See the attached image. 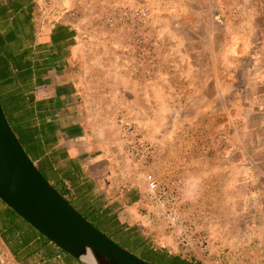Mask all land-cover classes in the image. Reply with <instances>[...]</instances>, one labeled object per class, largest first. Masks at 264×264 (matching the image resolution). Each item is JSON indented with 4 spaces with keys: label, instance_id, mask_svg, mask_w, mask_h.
<instances>
[{
    "label": "rangeland",
    "instance_id": "obj_1",
    "mask_svg": "<svg viewBox=\"0 0 264 264\" xmlns=\"http://www.w3.org/2000/svg\"><path fill=\"white\" fill-rule=\"evenodd\" d=\"M154 1L159 8L143 0H40L32 17L45 25L64 21L76 27V65L83 68L78 85L91 144L111 161L110 185L144 192L146 217L139 229L147 241L201 264H264V114L258 105L264 94L257 97L252 90L244 53L246 61L222 74L237 84L224 90L226 108L196 103L194 93L205 91L206 66L202 52L194 54L189 48L191 34L211 29L202 18L221 14L227 23L215 26L216 31L246 34L252 29L244 23L251 11L193 8L203 0ZM24 14L27 20L29 12ZM154 83L162 84L164 102L153 114L156 106H147L142 92ZM145 126L149 132H187L193 136L191 152L170 154L167 165L161 162L167 154L161 153L153 167H142L125 144L136 141ZM232 132L239 135L235 138ZM172 165L177 169L170 174ZM147 172L160 180H181V235L188 247L156 215L146 190ZM201 236L208 240L203 249L193 241ZM0 264H16L1 238Z\"/></svg>",
    "mask_w": 264,
    "mask_h": 264
},
{
    "label": "crops",
    "instance_id": "obj_2",
    "mask_svg": "<svg viewBox=\"0 0 264 264\" xmlns=\"http://www.w3.org/2000/svg\"><path fill=\"white\" fill-rule=\"evenodd\" d=\"M143 1L149 7H160L154 0ZM202 2L193 8L250 10L251 14L244 23L252 29L246 34L223 33L215 30V26L227 23L221 14L202 18L211 29L189 36L193 42L189 48L194 54L202 52L206 66L205 91L194 93L198 97L196 103L204 106L219 103L226 108L224 90L229 84H237L222 74L231 70L230 65L243 60L244 53L249 57L252 90L261 97L264 94V0ZM28 3L3 0L0 6V100L6 107L11 127L45 176L54 182L64 180L75 194L79 207L92 205L97 210L95 216L98 220H104L109 226L110 219H113L125 228L140 230V224L146 217L142 210L146 206L144 192L131 189L129 185H110L111 161L107 154L96 151L98 149L91 144V135L85 125L83 98L78 85L83 68L78 69L76 65L79 49L77 29L69 22L50 25L48 22L45 25L41 18L34 20L32 14L36 2ZM170 7L176 8L177 5ZM25 12H29L27 20ZM162 88V84L154 83L142 92L144 103L156 106L150 111L153 114L158 113L164 102ZM258 105L264 114V102ZM144 129L145 135L156 146L157 155L167 154L161 158V162L166 161L164 165L168 164L172 153L191 152L193 136L187 132H149L146 126ZM231 135L236 138L239 132ZM175 138L181 143L176 145ZM175 168L177 166H168V173L171 174ZM113 169L117 170L114 166ZM69 173L71 176L68 177ZM193 179L189 177L190 181ZM110 189L116 194L114 197H110ZM107 229L110 232V227ZM29 249L31 254L26 253ZM11 256L16 264H89L40 237Z\"/></svg>",
    "mask_w": 264,
    "mask_h": 264
},
{
    "label": "water",
    "instance_id": "obj_3",
    "mask_svg": "<svg viewBox=\"0 0 264 264\" xmlns=\"http://www.w3.org/2000/svg\"><path fill=\"white\" fill-rule=\"evenodd\" d=\"M0 200L69 255L89 264H155L96 228L26 153L0 100ZM90 253L95 262L83 256Z\"/></svg>",
    "mask_w": 264,
    "mask_h": 264
},
{
    "label": "trees",
    "instance_id": "obj_4",
    "mask_svg": "<svg viewBox=\"0 0 264 264\" xmlns=\"http://www.w3.org/2000/svg\"><path fill=\"white\" fill-rule=\"evenodd\" d=\"M1 103L7 117L6 107L3 101H1ZM26 153L29 155L27 151ZM38 169L45 176L41 168L38 167ZM69 176H71L70 173L68 174V177ZM46 179L96 228L106 233L114 240V242L120 244L133 253L138 254L144 259L155 264H201V262L196 258L186 257L176 253H167L163 248L154 247L147 241L140 230L125 228V226H122L113 219H110V226L104 220H98L95 216L97 213L96 208L92 205L79 207L75 202V194L72 193L70 188L65 185L63 179H59L56 182L49 180L47 177ZM109 227L110 232L107 229ZM38 237L51 242V240L41 235L31 224L26 222L13 209L0 200V238L12 254H17L19 250L36 240ZM26 253L31 254L32 250L29 249Z\"/></svg>",
    "mask_w": 264,
    "mask_h": 264
},
{
    "label": "built area",
    "instance_id": "obj_5",
    "mask_svg": "<svg viewBox=\"0 0 264 264\" xmlns=\"http://www.w3.org/2000/svg\"><path fill=\"white\" fill-rule=\"evenodd\" d=\"M38 3L40 0H34ZM126 151L140 163L142 167L151 166L157 157V148L144 132L137 134V140H127ZM147 194L155 207V213L167 223L168 227L176 233V238L184 246L188 247L181 235L183 224V195L181 193V180L170 179L160 180L154 173L147 172L144 175ZM194 244L199 245L200 249L207 246L208 240L204 237L193 239ZM192 244V243H191Z\"/></svg>",
    "mask_w": 264,
    "mask_h": 264
},
{
    "label": "bare ground",
    "instance_id": "obj_6",
    "mask_svg": "<svg viewBox=\"0 0 264 264\" xmlns=\"http://www.w3.org/2000/svg\"><path fill=\"white\" fill-rule=\"evenodd\" d=\"M83 258H85V259H87V260H89L91 262H95L93 256L90 253H88L87 255L83 256Z\"/></svg>",
    "mask_w": 264,
    "mask_h": 264
},
{
    "label": "flooded vegetation",
    "instance_id": "obj_7",
    "mask_svg": "<svg viewBox=\"0 0 264 264\" xmlns=\"http://www.w3.org/2000/svg\"><path fill=\"white\" fill-rule=\"evenodd\" d=\"M9 1H12V0H9ZM16 1H18V0H16ZM19 1H23V0H19ZM27 1L32 2V0H27ZM2 2H3V0H0V6H1Z\"/></svg>",
    "mask_w": 264,
    "mask_h": 264
}]
</instances>
